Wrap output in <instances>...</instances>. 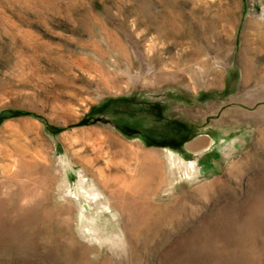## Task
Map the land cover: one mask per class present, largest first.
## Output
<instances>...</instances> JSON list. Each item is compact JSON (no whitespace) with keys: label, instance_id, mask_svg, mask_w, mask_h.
I'll return each mask as SVG.
<instances>
[{"label":"rangeland","instance_id":"1","mask_svg":"<svg viewBox=\"0 0 264 264\" xmlns=\"http://www.w3.org/2000/svg\"><path fill=\"white\" fill-rule=\"evenodd\" d=\"M0 264H264V0H0Z\"/></svg>","mask_w":264,"mask_h":264},{"label":"crops","instance_id":"2","mask_svg":"<svg viewBox=\"0 0 264 264\" xmlns=\"http://www.w3.org/2000/svg\"><path fill=\"white\" fill-rule=\"evenodd\" d=\"M213 146V137L209 134H203L193 138L185 147L190 154L201 157L208 154L213 149Z\"/></svg>","mask_w":264,"mask_h":264},{"label":"bare ground","instance_id":"3","mask_svg":"<svg viewBox=\"0 0 264 264\" xmlns=\"http://www.w3.org/2000/svg\"><path fill=\"white\" fill-rule=\"evenodd\" d=\"M230 11V10H229Z\"/></svg>","mask_w":264,"mask_h":264}]
</instances>
